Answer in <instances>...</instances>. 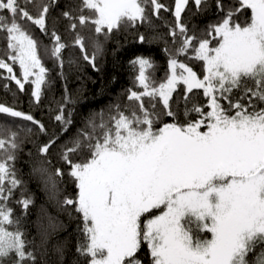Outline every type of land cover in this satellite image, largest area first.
Segmentation results:
<instances>
[{
	"label": "snow or ice",
	"instance_id": "6c2138e0",
	"mask_svg": "<svg viewBox=\"0 0 264 264\" xmlns=\"http://www.w3.org/2000/svg\"><path fill=\"white\" fill-rule=\"evenodd\" d=\"M188 2L175 0L182 38L177 52L186 54L192 47L193 58L203 61V78L172 58L166 83L153 87L145 74L151 62L138 58L137 79L144 91L131 92L129 99L140 101L142 114L118 112L109 118L111 124L103 116L99 124L90 121L91 131L84 132L83 139H75L63 151L62 158L70 165V175L79 189L75 201L66 199L64 203H75L82 215L87 243L80 251L90 257L89 264H142L137 256L142 242L148 246L152 264H264V255H260L264 253V108L257 110L251 100L264 101V0H239L237 11L249 9V22H235L236 13L229 11L211 26L207 38L200 39L187 35L186 26L180 22ZM150 3L156 14L164 8L158 0ZM194 3L199 7L202 0ZM84 9L92 10L94 15L72 17L65 12L64 16L70 21L78 19L80 25L90 22L97 34L148 19L146 0H82L81 11ZM48 11V5H44L33 16L18 0H0V12L10 14L0 15V31L7 34L8 59L13 64L18 62L22 79L4 59H0V69H5L8 79L15 80L21 90L35 75L31 83L37 102L46 69L38 56L36 40L18 21H30L46 32ZM70 27L75 31L77 25L71 23ZM51 35L55 41L51 55L62 63L61 52L67 45L55 31ZM171 35H177L175 29ZM73 43L95 67V53L88 55L84 38L77 33ZM177 68L182 69L179 74ZM178 83L186 86V92L203 89L210 110L194 106L192 111L199 119L154 129V117L144 108L141 97L158 96L168 109L166 115L174 117L169 101ZM234 89H242L245 96L251 94L247 104L240 102L245 96L235 102L229 99ZM220 100H228L229 107L226 109ZM232 110L234 114H229ZM0 113L39 124L33 116L8 106L0 105ZM55 119L70 123L62 109ZM39 127L44 131L43 124ZM8 132L7 139L0 137V150L5 152L6 143L11 149L18 147L17 133ZM53 143L55 139L42 146L40 152L47 154ZM83 147L89 150V157L73 162L69 154ZM14 158L8 155L0 160V199L5 198V179L12 186L19 183L8 166ZM57 175H62L59 169ZM22 203L27 208L30 201ZM156 209H161L160 214L142 222V217ZM11 215L10 209L0 206V259L14 253L15 264L34 261L25 250L23 233L5 227L13 224ZM205 232L211 234L210 238L202 237Z\"/></svg>",
	"mask_w": 264,
	"mask_h": 264
},
{
	"label": "trees",
	"instance_id": "16d2710c",
	"mask_svg": "<svg viewBox=\"0 0 264 264\" xmlns=\"http://www.w3.org/2000/svg\"><path fill=\"white\" fill-rule=\"evenodd\" d=\"M158 2L164 8L156 14L150 0H146L145 15L148 19L145 22L122 24L119 29H113L110 33L105 34V29L97 34L94 31L95 25L90 22L80 25L78 19L70 21L64 16L65 12H69L72 17L93 16L92 10L81 11L82 0H18L20 6L33 16L44 5L49 8L46 32L30 21H18L36 40L38 56L46 69L39 101L33 96L35 87L31 83L32 78L24 83V89L21 90L15 80L8 79L9 73L0 69V105L29 114L44 126V131H41L39 124L0 113V137L7 139L8 130L16 132L18 144L16 149H11L6 143L8 151L0 150V160L6 159L8 155L15 157L8 161V166L19 182L12 186L5 179V198L0 199V206L10 209L12 213L10 218L13 224L5 227L9 231L19 230L23 233L25 250L35 258L34 261H24V264H89L90 257L80 251L87 243L82 215L76 211L75 203H64L66 199L75 201L79 189L70 175L71 167L63 160L62 155L66 146H71L77 138L83 139L82 134L91 131L90 121L99 124L103 116L104 121L111 124L109 118L116 116L118 112H124L125 115L132 112L142 114L140 101L129 99L131 92L144 91L137 79L140 66L135 61L145 58L151 62L152 67L145 74L153 87L166 83L171 75L169 61L172 58L191 67L200 78L205 75L203 61L193 58L195 52L192 47H189L186 54L177 52L182 38L175 17V0ZM239 8V0H202L199 7L194 0H189L181 13L180 22L186 26L187 35H194L197 39L207 38L211 26L218 24L229 11L236 13L233 16L235 22L241 25L248 23L250 10L237 11ZM0 15L10 14L0 12ZM71 23H76L75 31L71 29ZM173 29L177 32L175 37L171 35ZM53 31L67 45L61 52L62 63L51 55L55 43L51 35ZM77 33L84 38L88 55L95 53V67L83 58L79 46L74 45ZM141 36L143 41L140 40ZM212 43L215 44L216 41L213 40ZM7 44L6 32L0 31V59L9 63L16 77L22 79L18 62L13 64L8 59ZM196 44L193 41V45ZM247 83L252 86L251 81ZM241 96H245L243 90L234 89L229 99L235 102ZM250 97L249 93L240 102L247 104ZM141 99L144 108L154 117V129L169 123L179 125L199 119L198 114L192 111L194 106L202 107L205 112L210 110L207 107L209 98L204 95V90L197 88L186 92L183 83L178 84L169 101L174 117L166 115L168 109L164 108L158 96H142ZM251 100L257 110L264 108V101L258 98ZM220 103L226 109L229 107L228 100H220ZM61 109L65 120H70L67 125L55 119ZM229 114H234V110ZM53 139L55 143L48 153H41L40 148ZM69 155L73 162H81L90 153L83 147ZM57 169L62 175H57ZM24 200L30 201L27 208L22 203ZM158 214L157 209L153 210L141 218L142 222ZM201 235L203 238H210L209 233ZM137 256L142 264H152L146 243L142 242ZM16 259L13 253L0 259V264H15Z\"/></svg>",
	"mask_w": 264,
	"mask_h": 264
},
{
	"label": "rangeland",
	"instance_id": "374dc122",
	"mask_svg": "<svg viewBox=\"0 0 264 264\" xmlns=\"http://www.w3.org/2000/svg\"><path fill=\"white\" fill-rule=\"evenodd\" d=\"M181 71H182V69H180V70H179L178 68L176 69L177 74H179ZM34 72L38 73L39 70H38V69H34ZM30 78H32V79L34 80V79H35V75L30 76L29 79H30ZM178 84H179V83H178ZM178 84H177V86H178ZM177 86H176V87H177ZM34 87H35V85H34ZM193 89H197V88H193ZM201 130H202V129H201ZM204 130H206V129H203L202 131H204ZM157 211H158V213L160 214L161 209H157ZM209 234H210V233H209ZM210 235H211V234H210Z\"/></svg>",
	"mask_w": 264,
	"mask_h": 264
}]
</instances>
